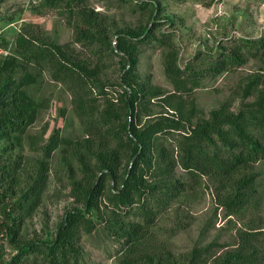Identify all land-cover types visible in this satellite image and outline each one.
<instances>
[{
	"label": "rangeland",
	"instance_id": "obj_1",
	"mask_svg": "<svg viewBox=\"0 0 264 264\" xmlns=\"http://www.w3.org/2000/svg\"><path fill=\"white\" fill-rule=\"evenodd\" d=\"M66 2L69 5L62 4L48 10L43 8L42 0H0V48L8 52L6 57L0 55V63L9 56L17 55V37L24 29L37 37L38 41L47 44L64 46L72 43L74 54L70 59L87 64L92 70L97 69L100 84V88H97L99 84L88 81L84 90V109L81 111L71 85L53 80L54 70L58 67L53 66L52 62H46L39 83L31 91L40 106L36 122L21 138L19 145L16 141L0 139V195H6L7 202L16 204L26 191L31 190L43 161L47 168V184L38 207L31 214L26 210L12 209L11 214L20 228L19 237L22 241H44L49 236L54 237L65 213L79 206L73 195V184L81 181L84 174L78 161L71 158L70 143L97 141L94 131L89 133L87 122L98 117L108 101L118 104L120 94L123 93L124 89L119 86L121 58L112 52V45H116V33L127 29L138 31L153 21L157 23L152 32L154 39L140 45L137 74L142 83L150 86L152 91H160L162 96L147 98L145 109L142 110L143 124L161 116L174 115L178 119L179 113L173 107L181 100L187 103L186 106L194 102L197 115L192 122L208 118L213 110L226 103L232 110H237L244 100L247 84L256 77L264 78V60L248 58L243 66L230 68L220 76L207 75L202 80V87L186 97L175 90L167 77L165 66L167 55L176 53L182 69L188 64L197 63L194 70L203 71L209 66L210 56L216 57L220 46L230 48L232 40L239 38L264 37V0ZM142 3H147V6L143 8ZM79 5L94 11L95 20L105 30L104 36L112 45L73 43L75 26L78 24L75 12ZM38 41L35 45L45 49V45L38 44ZM19 51L22 54L19 55L20 61L26 62L23 49ZM197 58L198 61L195 60ZM33 66L35 73L40 71V68ZM101 91L104 92L102 95ZM253 99L250 97L246 101ZM88 114H92L91 120ZM55 136L59 139L58 149L48 155L47 145ZM181 136L180 132L172 131L161 138L167 157L176 164L180 162ZM175 167L174 180L181 178L185 188L157 215L155 225L147 237L151 239V244L163 247L176 256H186L195 248L207 249L203 264H213L227 252L240 249L244 244L243 235L251 234L255 235L251 238L252 244L259 251V264H264V161L252 169L260 174L258 205L249 206L245 211L232 215L220 204L226 195L220 179L206 175H198L193 179L180 165ZM161 179V176H151L150 182L155 184ZM165 190L155 194L158 202L162 201ZM4 208L1 204L0 224L5 220ZM102 209L106 214L110 211L105 206ZM79 246L86 264H121L120 251L123 244L107 236L103 225H98L91 233L82 232ZM14 254V247L8 238L0 234V264Z\"/></svg>",
	"mask_w": 264,
	"mask_h": 264
},
{
	"label": "trees",
	"instance_id": "obj_2",
	"mask_svg": "<svg viewBox=\"0 0 264 264\" xmlns=\"http://www.w3.org/2000/svg\"><path fill=\"white\" fill-rule=\"evenodd\" d=\"M66 1L42 0L41 4L52 10L62 4L69 5ZM73 1L81 4V0ZM141 6L144 8L147 3ZM71 10L75 11L73 7ZM157 10L154 6V11ZM75 14L78 24L73 43L112 45L104 36L105 30L95 20L94 11L79 5ZM156 25L153 21L142 30L127 29L116 33L112 52L121 58L119 86L124 90L118 104L108 101L103 112L93 120L92 114H88L91 121L87 122V128L90 134L94 131L97 141L70 143L71 158L81 165L84 177L73 184V195L79 206L65 213L54 237L49 236L44 241L20 240V228L11 214L16 209L31 214L40 204L47 184L44 161L31 190L26 191L19 202L11 204L6 201V195H0V207L1 204L5 206L0 234L8 238L15 250V254L2 264H86L79 246L80 236L82 232L91 233L98 225L104 226L107 236L122 242L121 264H203L207 249L195 248L186 256H176L151 244V239L147 238L157 215L185 188L181 178L174 180L177 165L193 179L198 175L220 179L226 193L220 204L230 215L258 205L260 174L252 169L264 161V78L256 77L247 84L244 100L237 110H232L226 103L213 110L208 118L192 122L197 115L194 102L186 106L187 103L181 100L173 107L179 113L178 119L174 115L161 116L143 124L142 110L147 98L162 96L160 91H152L150 86L142 83L137 74L140 45L154 39L152 32ZM29 35L31 33L23 29L16 41L17 55L0 63V139L16 141L18 145L40 112L31 91L39 83L46 62L58 67L54 70L53 80L71 85L81 111L88 81L99 84L97 69L92 70L87 64L70 59L74 54L72 43L64 46L47 44ZM37 41L45 45V49L36 46ZM19 49L26 54L23 55L26 62L20 61ZM248 58L264 60V37L239 38L232 40L230 48L220 46L216 57L210 56L208 68L199 72L194 70L197 63L182 69L177 54L169 53L165 62L166 74L175 90L187 97L202 87V80L207 75L220 76L230 68L243 66ZM33 65L41 72L35 73ZM96 86L100 88V84ZM103 93L101 91V95ZM250 97L254 99L247 102ZM172 131L182 134L177 164L167 157L166 147L161 142V138ZM58 146L59 139L55 136L47 145V154L56 151ZM151 176L162 179L152 184ZM163 189L166 190L162 201L158 202L155 194ZM102 206L109 209V213H104ZM254 236L244 234L240 249L227 252L213 264H259V251L252 244Z\"/></svg>",
	"mask_w": 264,
	"mask_h": 264
},
{
	"label": "built area",
	"instance_id": "obj_3",
	"mask_svg": "<svg viewBox=\"0 0 264 264\" xmlns=\"http://www.w3.org/2000/svg\"><path fill=\"white\" fill-rule=\"evenodd\" d=\"M0 55L6 57L8 55L7 50L0 48Z\"/></svg>",
	"mask_w": 264,
	"mask_h": 264
}]
</instances>
